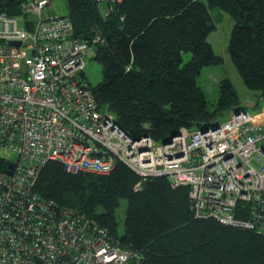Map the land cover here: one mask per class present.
<instances>
[{"label":"built area","instance_id":"obj_1","mask_svg":"<svg viewBox=\"0 0 264 264\" xmlns=\"http://www.w3.org/2000/svg\"><path fill=\"white\" fill-rule=\"evenodd\" d=\"M49 7L50 0H26L17 16L0 12V157L8 161L0 170V264L136 257L95 219L34 191L48 160L74 174H107L119 161L141 178L165 176L172 187H188L194 217L264 234V106L181 126L167 141L131 137L84 75L103 38L75 35L72 19Z\"/></svg>","mask_w":264,"mask_h":264},{"label":"trees","instance_id":"obj_2","mask_svg":"<svg viewBox=\"0 0 264 264\" xmlns=\"http://www.w3.org/2000/svg\"><path fill=\"white\" fill-rule=\"evenodd\" d=\"M26 0H0V12L20 14ZM75 35L101 44L93 57L102 80L90 83L94 97L108 104L131 137L166 140L181 126L214 123L225 110L245 108L224 79L209 107L197 77L217 65L207 36L214 29L210 11L228 12L235 24L228 49L244 83L264 99V0H66ZM110 7L107 15L101 10ZM123 17V19H121ZM189 53V58L184 56ZM8 161L0 157V170ZM141 180V187L134 189ZM34 191L95 219L133 251L130 264H264V234L194 217L188 187H172L165 176L139 177L117 162L107 174L69 173L48 160ZM127 199L125 227L118 234L116 209Z\"/></svg>","mask_w":264,"mask_h":264},{"label":"rangeland","instance_id":"obj_3","mask_svg":"<svg viewBox=\"0 0 264 264\" xmlns=\"http://www.w3.org/2000/svg\"><path fill=\"white\" fill-rule=\"evenodd\" d=\"M49 11L58 15H65L68 12L66 0H50ZM210 13L215 27L208 34L207 40L211 44L213 51L221 56L222 61L217 65L202 67L197 77L198 84L205 91L209 107L213 109L215 106L220 94L219 83L226 79L235 90L238 102L241 105L253 101L257 102L254 107L250 108L245 106L246 110L253 111L259 109L264 106V99L260 100V98H258V92L249 88L244 83L230 57L228 44L235 19L228 12L218 8L212 9ZM184 58L188 59L189 53H187ZM84 75L88 83L92 86H95L102 80L100 66L94 58H86ZM102 111H104V108ZM231 112V109L225 110L222 114H217V117L218 119L226 118ZM15 157V155H12V160H14ZM126 208L127 199L121 198L116 209L118 234L124 231Z\"/></svg>","mask_w":264,"mask_h":264},{"label":"water","instance_id":"obj_4","mask_svg":"<svg viewBox=\"0 0 264 264\" xmlns=\"http://www.w3.org/2000/svg\"><path fill=\"white\" fill-rule=\"evenodd\" d=\"M11 43H13V44H16V45H19L20 43L19 42H11ZM260 100H262V97L260 98ZM255 104H256V102L255 101H253V102H248V103H245V104H243L244 106H246V107H254L255 106ZM234 111L235 112H237L238 111V109L237 108H235L234 109ZM178 131V130H177ZM177 131L174 133V134H176L177 133ZM174 134H172V135H174ZM170 137H168L166 140H163V141H167L168 139H169ZM13 167V165L12 164H10V166H9V168L11 169Z\"/></svg>","mask_w":264,"mask_h":264},{"label":"flooded vegetation","instance_id":"obj_5","mask_svg":"<svg viewBox=\"0 0 264 264\" xmlns=\"http://www.w3.org/2000/svg\"><path fill=\"white\" fill-rule=\"evenodd\" d=\"M257 103V102H256Z\"/></svg>","mask_w":264,"mask_h":264}]
</instances>
